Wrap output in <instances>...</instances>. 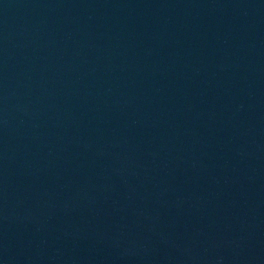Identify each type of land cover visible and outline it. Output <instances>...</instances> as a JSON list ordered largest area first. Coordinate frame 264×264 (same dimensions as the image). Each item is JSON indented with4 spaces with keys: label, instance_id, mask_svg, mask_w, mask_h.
Instances as JSON below:
<instances>
[{
    "label": "water",
    "instance_id": "obj_1",
    "mask_svg": "<svg viewBox=\"0 0 264 264\" xmlns=\"http://www.w3.org/2000/svg\"><path fill=\"white\" fill-rule=\"evenodd\" d=\"M0 264H264V0H0Z\"/></svg>",
    "mask_w": 264,
    "mask_h": 264
}]
</instances>
